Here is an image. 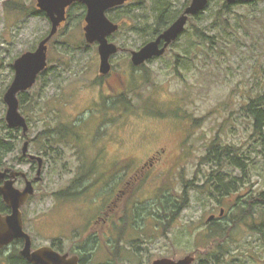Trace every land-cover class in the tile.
<instances>
[{
  "label": "rangeland",
  "instance_id": "rangeland-1",
  "mask_svg": "<svg viewBox=\"0 0 264 264\" xmlns=\"http://www.w3.org/2000/svg\"><path fill=\"white\" fill-rule=\"evenodd\" d=\"M8 1L0 0V135L8 131L4 95L15 76L14 62L36 49L51 29L49 18L37 11V0H13L22 11L8 8ZM160 1L170 23L192 0H133L109 13L121 23L114 41L127 50L112 63L125 78L132 66L128 51L139 50L157 36ZM210 1L164 55L129 76L125 103L97 76V46L86 41L79 14L51 42L48 68L19 95L30 126V152L45 161L35 193L22 208L34 249L54 245L74 253L82 247L91 254L90 264L105 263L107 250H112L113 264H134L129 256L133 247L143 253L178 255L201 248L204 264H264V125L257 132L246 107L251 99L264 97V0L235 3L225 15L221 11L227 0ZM16 134L18 148L6 156V166L35 178L37 165L22 158L24 134ZM213 141L223 147L221 166L204 161ZM162 147L167 155L178 152L183 157L184 170L172 176L170 188L172 198L183 197L185 210L176 218L171 214V221L162 226L165 212L159 197L142 194L150 198L156 224L161 223L152 233L151 246L142 244L149 226L144 218L138 221L143 227L137 233L143 241L125 242L117 254L111 242L108 248L102 240L90 242V224L119 183L116 159L144 160ZM227 148L245 169L232 163ZM212 175L224 176L222 188L227 184L239 191L237 196L218 191V181L212 186ZM23 186L20 180L17 187ZM246 200L254 209H230ZM220 207L230 210V218L213 228L208 218L218 215ZM139 214L145 216L146 210L140 208ZM22 247L23 241L0 249V264H11L10 257Z\"/></svg>",
  "mask_w": 264,
  "mask_h": 264
},
{
  "label": "water",
  "instance_id": "water-1",
  "mask_svg": "<svg viewBox=\"0 0 264 264\" xmlns=\"http://www.w3.org/2000/svg\"><path fill=\"white\" fill-rule=\"evenodd\" d=\"M75 1H82L88 7L86 25L84 27L86 41L99 43L100 72L106 74L111 69L110 57L117 53L119 46L108 40V35L119 29V24L113 22L107 16V10L124 4L127 0H37L39 9L46 13L51 21L49 34L40 40L35 50L21 54L14 62L15 76L8 87L4 101L7 104L6 121L12 128H21L26 135L29 131L27 118L20 110L21 92L28 91L37 81L38 76L48 65V43L57 33L59 26L66 20V9ZM210 0H192L185 11L166 28L155 40L146 43L139 50H132V62L141 65L153 57L165 54L169 45L176 41L185 31L190 15L204 11ZM234 4L237 0H227ZM162 39L165 40L161 47ZM30 141L27 139L22 147V154L38 162L37 176L30 179L27 172L14 167L0 169V194L3 201L11 211L0 212V249L10 245L14 240L22 239L23 247L20 255L32 264H79V257L69 256L68 253H60L51 245L33 248V239L25 230L22 207L27 203L30 196L35 193V183L42 178L43 157L29 153ZM19 177L24 178L25 186L19 188L16 181ZM195 260L193 255H188L178 261L171 259L158 260L154 264H192Z\"/></svg>",
  "mask_w": 264,
  "mask_h": 264
},
{
  "label": "flooded vegetation",
  "instance_id": "flooded-vegetation-1",
  "mask_svg": "<svg viewBox=\"0 0 264 264\" xmlns=\"http://www.w3.org/2000/svg\"><path fill=\"white\" fill-rule=\"evenodd\" d=\"M130 1H133V0H127L123 5L112 7L108 9L106 12L107 16L113 22L119 24L120 29H121V23L115 20L113 17H111L109 13L119 10L122 6L129 3ZM190 3L191 2L189 1V3L187 2L186 5L182 7V10H180L177 16L173 19L174 21H176V19L185 11L186 7ZM76 11H81V12L75 13ZM87 13H88V7L82 1H75L70 6H68L66 9L67 19L62 22V24L58 28L57 33L50 39L48 43V51H49V46L51 42H53L55 37L60 33V30L62 29V27L69 23V20L72 19L73 15L79 14L77 18L81 20V22L84 24L83 27H85ZM200 17H201V13L190 15L188 23L189 21H192L193 19H198ZM173 20L163 29L157 30L156 31L157 36L152 40L157 39V37L174 22ZM120 29L108 35V40L110 42L116 43L114 41V37L116 36V34H118ZM84 35H85V31H84ZM164 43H165V40L162 39L160 46L163 47ZM173 43H171V45ZM90 44H95L98 50V47H99L98 42H94ZM125 50L127 49L119 45L118 52L113 54L110 57V63H111L110 71L106 74H103L100 72V66H99V69H98L99 71L97 73V76L100 78V80L104 82V84L103 83L102 84L108 85L112 91L115 90L114 96L119 97V98L128 93L127 84L130 82L129 76L131 75L134 76V71H137L139 68L144 66L147 62H152L153 60H155V58H159V57H153L152 59L147 60L145 63L137 66L133 64L132 53H131V50H129L128 52L130 53L129 57L131 59L132 66L130 67L131 72H126L127 77L125 78V74L119 73L117 70H115V67L113 66V63H112L113 59L121 51H125ZM98 56L100 59L99 50H98ZM24 138L25 140L28 138L30 139L29 136H25V135H24ZM167 153L168 152L166 151V149L162 147L159 150H156L155 152H153L149 157L145 158L144 160H139L136 157H123V158L116 159L115 161L116 169H117L118 174H120L119 183L116 189L114 190V193L110 197V199L106 202V205L104 209L102 210L101 214H98L96 219H94L93 222L90 224V227L93 228L92 230L93 236H91L92 239L90 240V242L94 243L96 240V243H100V240H102L105 245L104 247H107V248H108V245H110L109 243L111 242V244L114 245L113 248L117 246V249L114 250V252L117 254L118 253L117 250L120 249L121 251V247L123 246L125 242L132 243L135 245V243L139 241L141 242L143 241V238L138 237L137 233H138V230L143 227L141 224H139L138 221L140 218H144L143 222H145V219H146L149 223V226L148 227L146 226L147 232L149 233L146 232L147 237L143 241L142 244L151 246L152 239L154 238V236H152V233L155 232L156 226L159 227L161 223H162V226L168 224L167 221L170 222L172 219L171 214L174 216L175 214H178L182 212L183 210H185V207L182 206L183 197L180 196V198L178 197L175 200V204L173 205V207L170 204H168V206L166 207V210H164L163 208L165 213H164V216L160 218L161 223L156 224L155 217L152 216L154 211L152 208H150V205H151V202L149 201L150 198L147 197V194L144 196H140L142 194L149 193V195H155L157 198L160 196H164L165 198L172 197L170 181L172 180L173 175L175 176L184 170V167H183L184 160H183V157L178 152L176 154H171V155L170 154L167 155ZM24 158L30 159L29 156H24ZM30 160L33 161L37 165V171H38L37 160L36 159H30ZM11 167H14V166H11ZM28 176L30 179H34L29 174ZM20 180L24 182V186H25V180L22 177H19L17 179L16 185L18 182H20ZM197 180H198V177H197ZM215 181H218V180H215ZM215 184L216 183L213 182L212 186H214ZM218 189H219V185H218L217 190ZM237 192L239 191H235L231 189L228 195L230 194L233 196H237ZM241 195L246 196V194H241ZM146 197H147V200H145ZM235 200L236 199L234 198L232 202L235 203ZM244 201L245 200H243V202ZM247 202L248 201L246 200L245 203ZM234 206L241 207L240 204H234L230 207V209H232ZM8 208L10 212L11 209L10 207ZM140 208H142L143 210L144 209L146 210L145 216H140L139 214ZM176 217L177 215L174 216V218ZM226 218L227 219L230 218V210L227 209L226 207H220V211L218 215L216 213H213L210 215V217L208 218L209 219L208 224L212 225L214 228V226L222 223L224 219ZM251 229L256 231V229L258 228L252 227ZM97 235H100V236H97ZM213 244H215V238L213 239ZM51 246L62 254L68 253L69 256L77 255L79 257V264H90V261L92 260V259L88 260V257H90L91 254L88 255V252H86L85 248L77 247L74 253H72V252L61 251L59 248L55 247L54 245H51ZM215 247L213 246L212 249H215ZM134 250L135 252H132L131 254H129V256H131L130 259L134 264H154L156 261L163 260V259H171L174 261H178L181 258H184L188 255H193L195 257V260L192 262V264H204V260L202 259L203 253H202L201 248H197L194 251L188 254L187 253L183 254V255L166 254V253L156 254L155 252H150V251L147 253H143V252H139L140 250L137 249V247L136 248L133 247V251ZM107 252L108 253L106 257L108 258V260L102 264H113L110 261H112V257L114 253L112 252V250L111 252L107 250Z\"/></svg>",
  "mask_w": 264,
  "mask_h": 264
},
{
  "label": "trees",
  "instance_id": "trees-1",
  "mask_svg": "<svg viewBox=\"0 0 264 264\" xmlns=\"http://www.w3.org/2000/svg\"><path fill=\"white\" fill-rule=\"evenodd\" d=\"M13 0H10L8 2H6V6L8 8H11V10H21V8L18 6V3H14L12 2ZM211 2V1H210ZM246 3V4H255L256 2L260 3V0H237L236 4H241V3ZM257 3V4H258ZM210 4V3H209ZM160 8L162 6V9L159 13V17H158V25H157V30H161L164 27H166L169 23V20H167V15L165 13V7H164V1H160ZM233 4H229L228 2H224L223 4V9L221 11V13H224V15L230 11L231 6ZM207 9V8H206ZM22 11V10H21ZM39 14H44V12H41L39 10H37ZM36 11V12H37ZM203 36L205 38H209L210 36H208L205 32L203 33ZM143 67V66H142ZM25 92L20 93V95H22ZM126 94L121 96L120 98H125ZM20 101H21V105L24 102V99H22V97L20 96ZM128 102V100L124 99V103ZM247 110L254 116L255 118V129L257 132L261 133L263 131V125H264V97L263 96H258L254 99H251V101L248 103V105L246 106ZM21 108V106H20ZM76 125H73L71 127L75 128ZM5 128H7V132L4 135H0V169L7 167V163L5 161V158L8 154L14 152L17 148H18V136L16 133H18V131H20L19 128H12L8 125L5 126ZM72 131V130H71ZM74 132V131H73ZM23 136V135H22ZM23 139V138H22ZM220 148H223L221 145L218 144L217 141H213V143L210 145L209 150L206 154V156L204 157V161L205 162H215L216 164H218L219 166H221L223 164L224 158H222L223 156V150H221ZM227 153L229 154L231 149L227 148ZM227 157L229 158H233L234 162H232L233 164L237 165V166H241L242 168L245 169V165L242 164V162H240L241 158L238 157L236 154H232V155H228ZM22 158H24V156L22 155ZM214 160V161H213ZM223 178L224 176H218V175H212L209 177V182H215V180H218V185L220 186V191L223 192L225 191L227 194L230 192V188L227 186V184L222 188V184H223ZM238 179H236L235 181H237ZM230 186V185H229ZM73 187V186H72ZM72 188H69L68 190L70 191ZM81 192H67L65 191L63 194H61V196H69L70 194H77ZM66 193H69L67 195H65ZM160 202L162 203L161 205L163 206L164 210H166V207L168 206V204H170L172 207L175 204V200L176 198H172V197H167L165 198L164 196H160L159 197ZM261 200L264 201V199H262V197H260ZM260 200V202H261ZM247 203H243L240 204L241 205V210L242 211H247L248 207L250 206L251 209H254V204H250V205H246ZM0 212L2 213H7L9 212V208L8 206L5 204V202L3 201V198L0 194ZM244 213V212H243ZM245 215V214H243ZM242 220V218H241ZM237 221V220H236ZM243 221V220H242ZM241 221V222H242ZM226 229V228H225ZM226 230H223L224 233L221 234V236H224ZM210 236H217L216 234H210ZM225 237V236H224ZM214 239V238H213ZM225 239H228V237H226ZM22 240L18 239V240H14L12 244H14L15 246L19 245V243ZM224 243H221L220 245H223ZM220 254H222V252H220ZM10 261L11 264H32L30 262H28L24 257H22L20 255L19 252L14 253L11 257H10Z\"/></svg>",
  "mask_w": 264,
  "mask_h": 264
}]
</instances>
